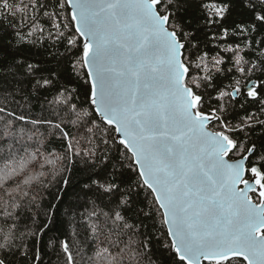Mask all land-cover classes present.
<instances>
[{
	"label": "snow or ice",
	"instance_id": "6c2138e0",
	"mask_svg": "<svg viewBox=\"0 0 264 264\" xmlns=\"http://www.w3.org/2000/svg\"><path fill=\"white\" fill-rule=\"evenodd\" d=\"M0 264H264V0H0Z\"/></svg>",
	"mask_w": 264,
	"mask_h": 264
}]
</instances>
